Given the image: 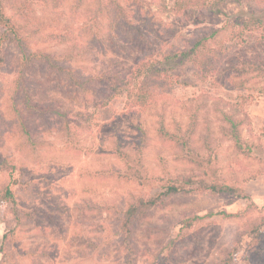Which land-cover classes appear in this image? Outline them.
I'll use <instances>...</instances> for the list:
<instances>
[{
	"label": "rangeland",
	"instance_id": "obj_1",
	"mask_svg": "<svg viewBox=\"0 0 264 264\" xmlns=\"http://www.w3.org/2000/svg\"><path fill=\"white\" fill-rule=\"evenodd\" d=\"M148 1L153 8L137 15L150 24L144 29L147 61L164 66V54L214 30L219 34L210 44L224 50L204 69L189 58L172 60L165 81L142 76L132 98L125 93L107 105L57 68L35 65L27 73L32 100L68 114L44 120L24 119L22 100L14 97L21 55L11 43L0 45V162L13 168L0 172V192L10 183L16 200L0 212V264H126L118 247L121 212L138 198L164 194L184 176L194 185L164 197V205L134 224L135 264H214L235 247L236 264H264V225L263 237L249 234L251 224L264 220V76H242L245 85L237 87L230 80L221 84L210 66L244 55L264 61V28L247 30L242 41L226 34V28L238 29L234 24L264 17V3L205 0L204 11L176 12L179 0ZM9 4L6 12L27 31L31 49L71 66L84 84L107 88L104 80L124 76L145 54L112 38L104 13L98 24L89 21L98 0ZM87 12L82 35L78 26ZM132 38L125 32L126 41ZM138 94L157 102L137 105ZM223 112L243 120L241 147L225 135ZM24 121L26 129L17 131ZM161 123L173 137L160 136ZM140 129L147 135L144 149L137 145ZM118 144L128 163L118 157ZM212 184L232 186L235 193L201 189Z\"/></svg>",
	"mask_w": 264,
	"mask_h": 264
},
{
	"label": "trees",
	"instance_id": "obj_2",
	"mask_svg": "<svg viewBox=\"0 0 264 264\" xmlns=\"http://www.w3.org/2000/svg\"><path fill=\"white\" fill-rule=\"evenodd\" d=\"M10 1L11 0H0V28L2 29L0 32V45H2L4 42L11 43L17 48L21 55L17 73L18 76L15 81L14 97L16 99L22 100L24 119L27 116H33L37 117L38 119L46 120L49 116H57L58 118H62L64 120L68 116L67 113L61 112L60 109L56 108V106L52 103L43 105L40 102H34L32 100L33 98L30 95L29 86L27 85V73L35 65L41 64L57 68L58 71L71 77L73 79L74 85L82 88L83 90L93 92L99 99L103 100L104 105H107L110 100L125 93L127 94L128 98H132L134 96V92H137L135 89L136 81L141 79L142 76L149 75L159 82L165 81V78L168 77L169 70L172 68L168 67L171 64L169 62H172V60L189 58L198 68L204 69L205 65L210 62L211 58H214L215 60V58H217L219 55V51L224 50L223 45L220 49H216L211 46L210 39L217 38L219 34V31L215 32L216 30H214L210 35L201 36L190 46H186L184 50L176 51L173 54H164L163 57L166 60L164 65L165 67L159 60L147 61L146 59L148 58L149 54H146V52L149 50L150 45L147 43V41H145L146 33L144 32V29L149 28L150 24H147L144 18L138 17L137 15H139L138 13L141 14V12H145V7L150 9L153 8L154 4H151L148 0H101V2L98 0L97 9H95L92 16H89V21H92L93 24H98L99 18H101L103 16L102 14L104 13L106 15L105 18L109 21L111 37L120 40L121 44L126 45L128 48L142 51L145 54L142 58L137 59L136 64L124 76L117 78L113 77L104 80L103 82L107 84V88H101L99 85L96 86L98 84L97 82H95V85L93 86V81H90V84L87 83V85L72 75L74 68L71 66H63L61 64L57 65L54 62L55 59L52 56L45 53L36 52L31 49V38L28 36L27 31L24 32L22 30L23 27L21 28V26L17 24V20L13 16H9L6 12ZM50 1L56 7L61 6L65 2V0ZM147 1L150 4H148ZM225 1L227 0H216L215 3L218 4ZM259 3H264V0H259ZM193 7L198 11H204L207 7V4L205 0H179L174 3L173 11L181 12ZM131 15L135 16L139 21H141V23L134 21ZM84 17H88V12L82 13L81 24L78 26L82 32V35H85V28L88 25L86 18ZM83 19L85 20V23L83 22ZM234 25L238 29L226 28L228 40L242 41L247 30H252V28L255 27L264 28V17L253 16L252 21H244L240 24V26L239 24ZM125 32H130L133 34L134 38H132V40L126 41ZM123 40L126 42L122 43ZM121 44L116 43V45H120V47H122ZM152 54L153 53L150 54L151 59L156 56ZM259 57H261V54ZM228 62L229 65H223L222 67L215 63L210 65L214 66L220 73L218 79H220L221 84H224L226 80H230L235 85H237V87H243L242 85L245 84L239 80L242 76L246 77L249 74H259L264 76L263 58H258L256 61L254 58L244 55L237 60L230 57L226 64ZM236 74L238 76H235ZM156 102L157 100L154 97H147L146 94H140L139 98L136 100V104L140 106H147L148 103L153 106ZM223 120L228 125V128H226L224 132L225 135L231 139L237 147H241V142L243 140V120L236 118V116L232 115L230 112H223ZM71 123L72 121L70 120L66 126V130L68 132L73 128ZM19 126L20 129L18 128L17 130L19 132L22 131L21 128L26 129L25 121L22 124L20 123ZM139 133L141 136H143L140 139V144L137 145L140 147V149H144L147 147V135L141 129ZM159 134L164 138L173 137L171 134H169V131L166 130L163 123H161V126L159 127ZM116 153L122 161H126V163H128L130 158L128 154L121 148L120 144L117 145ZM6 169L13 170V168H11V166L6 161L0 162V172ZM193 181L194 180L191 176H184L178 181V183H173L167 186V191L164 194L152 197L150 199H145L142 197L138 198L134 202L128 204L127 208L121 212L117 220V233L119 236L118 247L119 251L124 254L126 264H135L139 255L133 230L134 224L141 221L144 215H146L147 211L164 205L166 203L164 197L185 192L187 186L194 185L195 182ZM201 189L209 190L217 194L235 193V189L229 185H204L201 187ZM15 202L16 200L14 192L10 183H8L2 188L0 192V212L5 213L9 206L11 204L13 205ZM263 225L264 220L251 224L252 228L249 234H255L256 236L263 237L261 228ZM259 242H261V240H259ZM236 252L237 247L230 251L224 259L214 264H236Z\"/></svg>",
	"mask_w": 264,
	"mask_h": 264
}]
</instances>
